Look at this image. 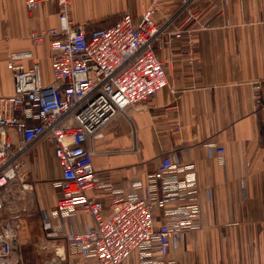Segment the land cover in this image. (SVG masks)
<instances>
[{"label":"crops","instance_id":"crops-1","mask_svg":"<svg viewBox=\"0 0 264 264\" xmlns=\"http://www.w3.org/2000/svg\"><path fill=\"white\" fill-rule=\"evenodd\" d=\"M150 1L72 0L71 18L76 25L107 27L129 10L139 19ZM161 3L166 9L159 20L178 0ZM199 13L210 29L195 34L196 56L189 61L185 55L186 40L161 51L156 48L166 63L169 85L115 118L103 138L93 143V165L103 181L127 193L132 182L144 180L165 155H173L179 165L193 163L203 227L185 231L170 259L179 264H264V0H199ZM116 14L106 26H92ZM58 25L54 2L43 3L29 15L24 0H0V96L13 93L6 63L11 52H32L42 73L47 61L52 79L48 43L35 45L29 34ZM18 61L32 65L30 56ZM175 122L183 127L179 133L172 129ZM213 146L225 149L222 158L212 154ZM25 168L24 177L33 189L24 191L17 184L18 196L12 198L16 207L29 208L22 216V264L24 254L49 259V244L55 254L65 256V261L50 264H93V259L68 254L63 233L81 232L94 223L81 211L71 219L59 214L61 172L52 150L39 145L29 153ZM104 194L94 191L91 196ZM44 215L57 236L50 238L43 229ZM127 264H137L136 258Z\"/></svg>","mask_w":264,"mask_h":264},{"label":"built area","instance_id":"built-area-1","mask_svg":"<svg viewBox=\"0 0 264 264\" xmlns=\"http://www.w3.org/2000/svg\"><path fill=\"white\" fill-rule=\"evenodd\" d=\"M46 2L57 5L59 25L31 31L29 37L35 45L48 43L50 82L44 83L32 52H11L6 59L13 93L0 96V264L23 263L22 216L29 208L16 207L8 195L19 182L22 190L32 191L24 177L26 159L41 144L52 150L61 172L59 214L71 219L81 211L94 223L63 233L70 256L93 259V264H127L132 257L137 264H179L170 259L179 237L203 227L195 165H179L173 155H165L123 193L95 170L93 143L119 114L169 85L156 48L186 40L185 55L189 61L196 56L195 34L210 29L209 21L200 18L199 0H178L163 20L158 18L166 8L161 0H151L139 19L125 11L100 28L74 24L72 0H24L29 15ZM24 55L32 57L30 67L18 61ZM171 126L178 133L183 128L179 122ZM211 150L219 158L225 154L223 147ZM94 191L105 194L92 197ZM43 229L48 237L57 236L45 215ZM56 257L65 261L58 252Z\"/></svg>","mask_w":264,"mask_h":264},{"label":"rangeland","instance_id":"rangeland-1","mask_svg":"<svg viewBox=\"0 0 264 264\" xmlns=\"http://www.w3.org/2000/svg\"><path fill=\"white\" fill-rule=\"evenodd\" d=\"M118 16H119V14H116L115 16L113 15V16H110L107 18H103V19H101V21H98L95 24L93 23L92 26H102V25L106 26L108 23L111 22V20L114 21V19ZM47 64H48V62L46 61V64L44 63L45 68L43 69V73H42L43 80L45 83H48L50 81V68L47 66ZM25 179H26L25 181L28 182L27 176H25ZM28 183H30V182H28ZM18 184L19 185H17V186H20L22 188V184L20 182ZM17 186H15L13 188V191L11 192L10 195H8V198L12 199L15 196H18L15 194V190H16ZM45 244L47 245L48 243H45ZM49 246H51L50 250L48 251L49 255L45 256V258L49 257V259H42V254L37 255L36 259H32V258L28 259V256L26 254H24L25 264H50V263H52L51 261L58 262L59 258L56 257V254L54 253V248H52V244H49ZM53 259H55V260H53Z\"/></svg>","mask_w":264,"mask_h":264}]
</instances>
